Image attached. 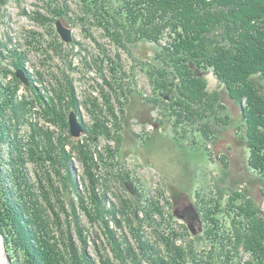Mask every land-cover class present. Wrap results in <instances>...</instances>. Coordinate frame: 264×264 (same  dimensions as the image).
<instances>
[{"label": "rangeland", "instance_id": "1", "mask_svg": "<svg viewBox=\"0 0 264 264\" xmlns=\"http://www.w3.org/2000/svg\"><path fill=\"white\" fill-rule=\"evenodd\" d=\"M61 11L68 13L69 18L61 20L58 14ZM82 13L78 0H0V49L6 55L1 65L10 66L11 62L19 61L24 68L13 70L16 73L24 71L29 79L25 83L17 74L20 84L15 99L19 102L28 99L31 103L28 108L24 106L27 111H19L21 118L20 127L16 128L19 134L16 139L25 137L24 141L31 150H37L34 142L41 145L37 154L42 160L38 166L29 160L22 163L19 151H26V148L15 149L13 154L19 171L17 175L20 173L18 177L21 179L12 178L10 186L14 194L10 195L25 204L23 208L27 211H23L28 223L21 224L23 230L26 228L29 245L41 255L44 253L45 264L48 259L52 264H61L59 255H69L73 262L83 261L87 255L91 258V263L84 262L87 264H121L117 244L111 241L113 232L114 236L118 233L117 238L123 235L119 240L123 242L124 264H135L143 257V252L140 245L134 243V235L142 234V240L157 246L154 241H160L158 229L167 228L158 223H174L176 231L186 237L184 239L197 245L196 236L205 235L209 218L228 221L227 217L215 214L218 209L214 202L219 193L226 196L225 200L229 199L231 184L238 191H245L247 184L241 179L244 174L241 165L247 156L241 155L240 147L229 151V172L224 174V178L222 157L225 155L218 151L234 145L232 136L224 140L226 146H220L208 155L206 145L209 148V143L206 144L194 129L179 128L178 131L169 123L160 126L152 122L151 110L138 92L147 97L152 94L153 86L146 72L139 70L137 58L150 57L157 47L154 43L142 42L138 46L141 49L134 48L133 56L123 49H116L109 37L102 34L103 30L92 28L89 23L81 25L77 22L76 17L83 16ZM58 21L71 29V41L63 39L57 28ZM117 66L124 67L125 72L115 77L113 69ZM131 73H136L135 81H132ZM2 76L0 71L1 83H8L14 77L12 74L6 78ZM207 78L210 88H217L219 80L214 73L209 72ZM63 80L75 91L78 116L84 129L97 123V127L110 130L109 136L97 129L98 135L84 130L76 137L71 133V114L67 108L64 120L47 112L46 104L50 98L58 102L55 91L61 88ZM130 89H135L131 95ZM38 95H42L45 101L40 102ZM69 99L71 96L65 95L62 100ZM93 100L97 101L96 107ZM233 108L237 110L238 107L234 105ZM63 143L64 150L70 155L68 162L62 158L56 160L55 154L51 155L53 158H45L44 150ZM84 143L89 144L88 150L94 157L95 167L91 169L94 180L76 147ZM66 181L75 184L73 186L78 191L70 186L71 193L67 192ZM251 189L253 199L264 211V186L256 184ZM60 199H64L63 206ZM184 201L193 203L196 211L177 214V203ZM222 202L226 206L227 202ZM208 208L211 212L207 213ZM98 211L103 217L100 221ZM5 217L1 210L0 233L4 236L12 264H29L28 259L21 256L25 247L14 227L12 238L17 251L15 255L9 251L5 231H9L10 222L4 223ZM190 222L195 223L196 234L188 229ZM184 227L187 233L183 231ZM184 239H178L179 244H184ZM158 245L164 252L166 245ZM157 257L163 259L162 256ZM142 260L143 264H151Z\"/></svg>", "mask_w": 264, "mask_h": 264}, {"label": "trees", "instance_id": "2", "mask_svg": "<svg viewBox=\"0 0 264 264\" xmlns=\"http://www.w3.org/2000/svg\"><path fill=\"white\" fill-rule=\"evenodd\" d=\"M78 3L81 4L83 16L76 17L77 22H81V25L89 23L90 27L103 30L102 34L109 37L116 49H123L133 56L134 48H140L138 46L142 42L154 43L157 47L150 57L137 58L139 70L146 72L153 86L152 94L147 97L138 92L151 110L152 122L160 126L169 123L177 130L194 129L206 144L209 143V148L206 145L208 155L216 152L220 146H226L224 140L232 136L234 145L227 147V150L218 151L226 156L222 157L226 167H223V177L229 172V151L240 147L243 152L241 155L247 156V160L241 165L244 169L241 179L247 184L245 191H238L231 184L229 199L225 200L226 196L219 193L214 202L218 209L215 214L217 212L218 216L227 217L229 223L209 218V228L205 235L196 236L195 241L199 242L197 245L184 239L186 237L176 231L174 223H158L167 228L158 229L160 241H154L157 246L142 240V234L134 235V243H138L143 252V257L135 264H143L142 259L151 264H264V211L259 208L251 192L253 185L264 186V0H78ZM58 14L61 20L69 18L64 11ZM4 56L6 55L0 49L2 77L9 74L14 77L8 83L0 81V211H4L7 216L4 223L10 222L9 231H5L9 251L13 255L17 251L12 238L14 227V230L19 231L25 247V255L21 256H25L29 264H45L44 253L41 255L29 245L26 228L22 229L21 223H28L25 219L26 212L24 213L27 210L23 208L25 204L22 205L10 195L14 194L11 181L18 180L21 175H17L19 171L15 167V149L26 148V151H19L22 163L29 160L38 166L42 157L37 154L40 144L34 142L37 150H31L30 145L27 146L24 141L25 137L16 139L19 135L16 128L20 127L21 118L19 111H27L25 107L28 108L31 102L28 99L25 102L15 99L20 80L13 69H23V64L12 60V68L1 65ZM115 62L119 64L117 60ZM123 68H114V76L124 73ZM209 72H213L219 80L217 88H210L207 78ZM130 77L135 81L133 79L136 73H131ZM134 91L135 89H130L129 95ZM55 93L58 102L52 97L46 104L51 116L64 120L67 109L70 112L68 114L72 111L79 113L75 91L68 82L63 80L61 88L56 89ZM65 95L72 99L63 101ZM124 96L127 97V94ZM37 99L45 101L42 95H38ZM69 101L71 104L69 103L68 108ZM96 103L93 100L95 107ZM234 105L238 107L237 110L233 108ZM97 126V123L89 129L85 126L84 130L96 135V130L99 129V133L110 135L108 128L104 130ZM31 135L36 137L34 132ZM54 146L44 150L45 158H53L51 155L55 154L56 160L62 158L64 162H68L70 155L64 150V143ZM76 147L82 162L87 164V170L95 167L94 157L88 150L89 144H77ZM91 174L94 180L92 170L90 176ZM52 183L54 184L53 180ZM65 184L67 192L71 193L70 186L78 191L73 186L75 184H70L69 181ZM216 184L219 188L220 185ZM224 187L227 188V185ZM91 193L89 192L92 196ZM222 200L227 202V207ZM60 202H63V206L64 199H60ZM207 210V213L211 212L210 208ZM160 213L163 217L164 212ZM97 218L99 221L103 219L100 211ZM185 228L183 231L187 233ZM117 234L114 236L112 232L111 241L117 244L121 264H124L121 253L123 242L119 240L123 235L120 234L117 238ZM180 238L185 240L184 244H179ZM160 243L166 245L164 252L159 249ZM68 256L59 255L60 263L87 264L84 262H90L91 259L85 255V260L76 262L74 259L73 262ZM157 256H162L163 259ZM48 263L52 264L49 259Z\"/></svg>", "mask_w": 264, "mask_h": 264}, {"label": "water", "instance_id": "3", "mask_svg": "<svg viewBox=\"0 0 264 264\" xmlns=\"http://www.w3.org/2000/svg\"><path fill=\"white\" fill-rule=\"evenodd\" d=\"M57 28H58L60 34L62 35L63 39H65L66 41H71L72 34H71L70 28H68L65 24H63L62 21L57 22ZM17 74L25 83L29 82V79H28V77L24 71L20 70V71H18ZM70 128H71V133L76 137H79L84 132L83 124L79 119L78 113H76V112L71 113V115H70ZM183 203H186V204L183 205ZM177 204H179V205H176V208H175V212H178L177 214H179V212H182L183 214L184 213L189 214L192 211H196L193 203H191L190 201L179 202ZM179 206L180 207L185 206V207H184V209H181V211H178L180 209ZM183 214L181 216H185ZM194 224L195 223L190 222L188 226H189V229L193 232V234H196L197 230L195 229ZM0 249L3 250V254L5 255V258L8 262V264H12V260H11V257L9 255V252L6 248V242H5V239H4V236L2 233H0Z\"/></svg>", "mask_w": 264, "mask_h": 264}, {"label": "bare ground", "instance_id": "4", "mask_svg": "<svg viewBox=\"0 0 264 264\" xmlns=\"http://www.w3.org/2000/svg\"><path fill=\"white\" fill-rule=\"evenodd\" d=\"M0 262L1 264H8L2 249H0Z\"/></svg>", "mask_w": 264, "mask_h": 264}, {"label": "flooded vegetation", "instance_id": "5", "mask_svg": "<svg viewBox=\"0 0 264 264\" xmlns=\"http://www.w3.org/2000/svg\"><path fill=\"white\" fill-rule=\"evenodd\" d=\"M189 221H191V220H189Z\"/></svg>", "mask_w": 264, "mask_h": 264}]
</instances>
